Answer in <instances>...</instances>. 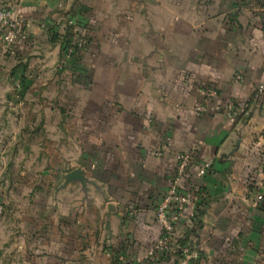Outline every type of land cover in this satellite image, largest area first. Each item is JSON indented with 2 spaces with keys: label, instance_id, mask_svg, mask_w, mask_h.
<instances>
[{
  "label": "crops",
  "instance_id": "0c3cea01",
  "mask_svg": "<svg viewBox=\"0 0 264 264\" xmlns=\"http://www.w3.org/2000/svg\"><path fill=\"white\" fill-rule=\"evenodd\" d=\"M12 1L30 28L26 42L0 50V264L142 259L162 233L155 209L173 155L185 150L212 160L194 264H264V97L252 101L264 83L259 8ZM68 20L87 47L65 62L53 34ZM207 87L248 104L249 116L196 113ZM76 168L86 186H64Z\"/></svg>",
  "mask_w": 264,
  "mask_h": 264
},
{
  "label": "built area",
  "instance_id": "2783aa9c",
  "mask_svg": "<svg viewBox=\"0 0 264 264\" xmlns=\"http://www.w3.org/2000/svg\"><path fill=\"white\" fill-rule=\"evenodd\" d=\"M67 25H72L74 33L71 46L67 49V57L73 51V45H81L79 27L68 20ZM30 21L18 10L12 0H0V50L7 52L17 45L28 40ZM236 79H240L237 75ZM202 100L195 105L196 113H226L238 112L247 118L250 109L246 104L235 102L232 99L221 100L215 87L200 89ZM257 98L264 97V83H258L255 88ZM174 171L168 179V184L161 199L157 203L155 213L162 223V233L148 248L142 259H129L123 255H117L119 264H134L145 259H153L163 252L174 253L180 251V257L174 264H194L199 257L197 245L187 240L184 245L178 244L182 231L189 230L193 226V218L198 204L206 199L207 192L203 179L212 168L211 159H197L194 151L185 150L175 152ZM262 196L259 195L260 199ZM193 238V237H191Z\"/></svg>",
  "mask_w": 264,
  "mask_h": 264
},
{
  "label": "trees",
  "instance_id": "16d2710c",
  "mask_svg": "<svg viewBox=\"0 0 264 264\" xmlns=\"http://www.w3.org/2000/svg\"><path fill=\"white\" fill-rule=\"evenodd\" d=\"M229 1H231L232 3L239 5V6H246V7L255 6V7L259 8V10L257 12L259 13V15H260V17L264 23V0H229ZM73 35H74V33L72 32V25H66L65 29L62 33H54L53 34L54 40L56 42H58L60 45V58H61V60H65V62H67L69 59H72V58L75 60H78L80 53L87 47V40H86L85 36L80 34L84 43L81 44L80 46L79 45H73V51H72L71 55L69 57H67V49H68V47L71 46V41H72ZM257 99L258 98L256 96H254L252 101L254 102V100H257ZM246 105H247L246 109H250L248 104H246ZM235 118L241 120V119H244L245 117L243 116V114L237 112ZM204 207H205V203H204V201H201L198 204L196 214L193 218V226L189 230L182 231V233L180 234V237L178 239L179 245H184L187 240L191 239V236H193L195 238L198 237V231L201 227V216L203 215ZM179 257H180V251H176L174 253L163 252L153 259L148 258V259L143 260L142 262H136L134 264H157L158 262L168 261V260H170V258H173L174 262H176ZM114 262H115V264H119L116 255H115Z\"/></svg>",
  "mask_w": 264,
  "mask_h": 264
},
{
  "label": "water",
  "instance_id": "95a60500",
  "mask_svg": "<svg viewBox=\"0 0 264 264\" xmlns=\"http://www.w3.org/2000/svg\"><path fill=\"white\" fill-rule=\"evenodd\" d=\"M80 182L83 187L86 186V183L88 182L87 177L85 176V171L76 168L69 172H67L64 176V186L70 182Z\"/></svg>",
  "mask_w": 264,
  "mask_h": 264
},
{
  "label": "rangeland",
  "instance_id": "374dc122",
  "mask_svg": "<svg viewBox=\"0 0 264 264\" xmlns=\"http://www.w3.org/2000/svg\"><path fill=\"white\" fill-rule=\"evenodd\" d=\"M6 254H7V252H6ZM8 256V258H9V255H7ZM4 257H6V255H4Z\"/></svg>",
  "mask_w": 264,
  "mask_h": 264
}]
</instances>
